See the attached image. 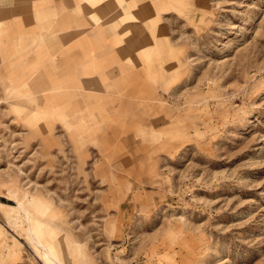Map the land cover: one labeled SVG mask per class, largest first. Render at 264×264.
<instances>
[{"label":"rangeland","instance_id":"1","mask_svg":"<svg viewBox=\"0 0 264 264\" xmlns=\"http://www.w3.org/2000/svg\"><path fill=\"white\" fill-rule=\"evenodd\" d=\"M174 16L116 117L0 91V264H264V0Z\"/></svg>","mask_w":264,"mask_h":264},{"label":"crops","instance_id":"2","mask_svg":"<svg viewBox=\"0 0 264 264\" xmlns=\"http://www.w3.org/2000/svg\"><path fill=\"white\" fill-rule=\"evenodd\" d=\"M183 3L0 0V91L24 93L47 118L63 107L78 114L86 97L107 92L116 117L123 92L138 81V61L148 59L143 45Z\"/></svg>","mask_w":264,"mask_h":264},{"label":"bare ground","instance_id":"3","mask_svg":"<svg viewBox=\"0 0 264 264\" xmlns=\"http://www.w3.org/2000/svg\"><path fill=\"white\" fill-rule=\"evenodd\" d=\"M43 248V247H42Z\"/></svg>","mask_w":264,"mask_h":264}]
</instances>
